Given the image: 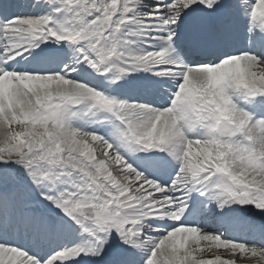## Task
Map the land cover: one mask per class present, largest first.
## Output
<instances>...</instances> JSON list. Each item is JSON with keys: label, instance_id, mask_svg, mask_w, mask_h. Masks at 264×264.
<instances>
[{"label": "snow or ice", "instance_id": "6c2138e0", "mask_svg": "<svg viewBox=\"0 0 264 264\" xmlns=\"http://www.w3.org/2000/svg\"><path fill=\"white\" fill-rule=\"evenodd\" d=\"M238 261L264 264V0H0V264Z\"/></svg>", "mask_w": 264, "mask_h": 264}, {"label": "bare ground", "instance_id": "6f19581e", "mask_svg": "<svg viewBox=\"0 0 264 264\" xmlns=\"http://www.w3.org/2000/svg\"><path fill=\"white\" fill-rule=\"evenodd\" d=\"M21 2H22V0H21ZM202 246L207 247L206 244H202ZM204 255H205V258H211V256H212L211 253H207V252H206ZM238 262L240 263V261H238ZM239 263H238V264H239Z\"/></svg>", "mask_w": 264, "mask_h": 264}, {"label": "rangeland", "instance_id": "374dc122", "mask_svg": "<svg viewBox=\"0 0 264 264\" xmlns=\"http://www.w3.org/2000/svg\"><path fill=\"white\" fill-rule=\"evenodd\" d=\"M239 263V262H238ZM240 264V263H239Z\"/></svg>", "mask_w": 264, "mask_h": 264}]
</instances>
